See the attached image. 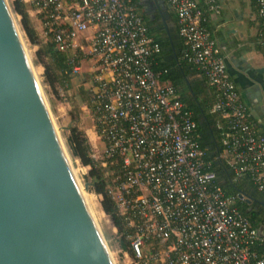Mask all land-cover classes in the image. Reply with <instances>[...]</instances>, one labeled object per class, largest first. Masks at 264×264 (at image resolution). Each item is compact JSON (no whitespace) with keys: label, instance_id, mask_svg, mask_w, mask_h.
I'll return each instance as SVG.
<instances>
[{"label":"built area","instance_id":"1","mask_svg":"<svg viewBox=\"0 0 264 264\" xmlns=\"http://www.w3.org/2000/svg\"><path fill=\"white\" fill-rule=\"evenodd\" d=\"M185 42L183 57L205 72L216 90L212 113L230 120L223 138L236 176L249 174L264 193V132L250 123L208 31L210 16L196 0H167ZM264 21V0H255ZM44 39L68 53L71 73L93 63L89 107L112 169L106 193L130 228V264H264V238L214 185L205 153L194 141L196 123L174 88L152 70L160 46L148 34L133 0H28ZM217 6L209 0L208 12ZM68 102L69 86L59 90ZM90 157L97 161L91 151ZM90 168V167H88ZM103 198L101 195H99ZM102 200V199H101Z\"/></svg>","mask_w":264,"mask_h":264},{"label":"water","instance_id":"2","mask_svg":"<svg viewBox=\"0 0 264 264\" xmlns=\"http://www.w3.org/2000/svg\"><path fill=\"white\" fill-rule=\"evenodd\" d=\"M0 264H114L6 0H0Z\"/></svg>","mask_w":264,"mask_h":264},{"label":"trees","instance_id":"3","mask_svg":"<svg viewBox=\"0 0 264 264\" xmlns=\"http://www.w3.org/2000/svg\"><path fill=\"white\" fill-rule=\"evenodd\" d=\"M196 1L202 8L203 1ZM254 3L256 7L255 0ZM133 4L144 19L149 36L161 48L160 53L152 57V70L161 74L162 83L170 84L174 88L177 99L183 104V110L189 112L196 123L194 141L205 153V171L215 175L214 185L221 188L227 197L236 198L235 207L251 221L259 235L264 238L262 231L264 228V207L260 204L263 201L264 193L258 192L249 174L241 177L236 176L231 166V158L225 155L223 138L231 125L230 120L224 119L221 114L212 113V106L216 100L215 88L210 84L204 71L183 57L186 46L179 34L178 18V28L176 31L168 33L160 22L151 20L142 11L140 0H133ZM12 10L20 17L21 29L28 41L32 45L39 46L35 64L44 69L43 84L49 87L54 94H58L57 86L60 90L63 85H68L70 90L68 101L69 103L73 102L71 78L76 75L71 73L67 64L68 53L58 51L50 38L44 39L38 34L24 0L13 1ZM203 11L205 12V10ZM206 14L208 15V12ZM258 19L264 26V21L259 17ZM209 23H207V28L210 32ZM78 91L82 102L89 105L90 91H88V97L83 86L79 87ZM68 131L69 135L65 137V145L70 157L73 160H78L82 166L90 167L86 176L87 189L103 197L101 200L102 210L118 230V247L124 254L128 253V256L133 258L127 239L131 230L124 223L117 212L115 203L106 193L112 179L111 175L108 176L110 165L107 168L102 167V163L90 157L91 146L85 134L78 127H70ZM240 195L244 199H241ZM256 249L261 254L264 253V244L256 245Z\"/></svg>","mask_w":264,"mask_h":264},{"label":"crops","instance_id":"4","mask_svg":"<svg viewBox=\"0 0 264 264\" xmlns=\"http://www.w3.org/2000/svg\"><path fill=\"white\" fill-rule=\"evenodd\" d=\"M24 1L32 19L35 16L33 9L28 4V0ZM141 1L150 10L151 20L160 22L168 33L176 31L177 16L167 0ZM202 1V9L208 12L209 0ZM213 1L218 8L215 13L208 12L209 30L221 48L227 73L236 86L240 101L250 115V123L257 132L262 133L264 132V26L256 14L254 0ZM36 20L40 24L37 17ZM32 23H34L33 19ZM35 29L43 37L42 29L39 31L36 26ZM54 102L56 113V100ZM260 204L264 207V198ZM262 231L264 234V228Z\"/></svg>","mask_w":264,"mask_h":264},{"label":"rangeland","instance_id":"5","mask_svg":"<svg viewBox=\"0 0 264 264\" xmlns=\"http://www.w3.org/2000/svg\"><path fill=\"white\" fill-rule=\"evenodd\" d=\"M13 14V18L18 29L20 38L22 40L26 54L30 60L33 70L35 71L40 90L45 99L46 105L60 137V140L64 146L65 152L68 156L70 164L73 168L75 176L78 180L82 192L85 193L90 198V206L93 212L94 220L100 231L106 247L112 257L114 264H130V259H128L124 252L118 247V230L112 224L111 219L103 212L101 207V197L96 195L87 189L86 185V176L90 170L88 167H84L78 160H73L66 148L65 137L69 135L68 129L70 127H78L88 139V142L91 146L92 151L97 155V161L103 163V152L102 144L100 143L98 136L95 131V124L93 121V115L89 105L85 102H82L79 95V87L83 86L87 92L91 89L93 85V63L91 60L86 59V62L83 64L81 73L73 76L71 78L72 84V94L73 102H65L59 93V86H57L58 94L52 93L49 87L43 84V73L44 69L40 65H36V52L39 49V46L32 45L25 34L23 33L20 25V17L14 14L12 10V3L15 0H6ZM33 26L39 28V31L42 29L41 25L37 23L36 17L33 16ZM31 19V20H32ZM56 100V113H55V101ZM103 167V166H102ZM112 176V169H108V176Z\"/></svg>","mask_w":264,"mask_h":264},{"label":"bare ground","instance_id":"6","mask_svg":"<svg viewBox=\"0 0 264 264\" xmlns=\"http://www.w3.org/2000/svg\"><path fill=\"white\" fill-rule=\"evenodd\" d=\"M33 73H34V75H35V77H36V74H35V71L33 70ZM81 191H82V189H81ZM83 193V192H82ZM83 196H84V199H85V201H86V203H87V206H88V208H89V210H90V212H91V215H92V217H93V219H95L94 218V216H93V212H92V210H91V206H90V198H89V196H87L85 193H83ZM95 221V220H94ZM95 224H96V222H95ZM97 226V225H96ZM108 254H109V256H110V253H109V251H108ZM110 259H112V257L110 256ZM113 261V260H112Z\"/></svg>","mask_w":264,"mask_h":264},{"label":"flooded vegetation","instance_id":"7","mask_svg":"<svg viewBox=\"0 0 264 264\" xmlns=\"http://www.w3.org/2000/svg\"><path fill=\"white\" fill-rule=\"evenodd\" d=\"M140 4L142 5V11L148 16L151 17V12L150 10L147 8L146 4L144 2H140Z\"/></svg>","mask_w":264,"mask_h":264}]
</instances>
